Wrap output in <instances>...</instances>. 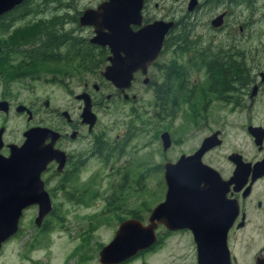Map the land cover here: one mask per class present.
Returning a JSON list of instances; mask_svg holds the SVG:
<instances>
[{
  "label": "flooded vegetation",
  "instance_id": "obj_1",
  "mask_svg": "<svg viewBox=\"0 0 264 264\" xmlns=\"http://www.w3.org/2000/svg\"><path fill=\"white\" fill-rule=\"evenodd\" d=\"M23 1L24 0L13 6L10 10L20 6ZM101 1L103 0H98L94 5L83 6L81 10L75 13L76 17L73 23H77L79 26L78 17L82 10L85 8H95ZM167 1H169V4H166ZM49 5L52 6L49 7ZM49 5H47L46 9L34 6L36 7L34 11H30L29 15L19 19V23L17 24L24 22H41L49 18L51 19V16L55 13L54 9H65L62 15H69L66 11L69 9L68 6H60V3H51ZM40 6L46 7L44 4ZM140 15L141 25L150 23L154 20L171 22V25L163 35L161 47L156 57L145 66L144 72L140 69L135 70L132 73L129 86L122 91L106 81L100 74L104 66L108 63L106 60L108 49L105 46L101 47L91 43L89 38L92 35L85 37L95 51H106L102 69H99L97 72L104 81L112 86L114 91L113 94L116 98L121 97V99L125 101H135L136 96L134 94L129 96L126 91L131 88L133 82H137L139 79L144 86L151 89L154 88L153 104L155 105L156 102H158V105L162 108L161 110L164 113L168 107L167 113L178 106V97L175 94L177 88L180 89V91H186L185 97H189L190 93L195 89V91H197L196 93L202 94L200 95L203 101L201 106L202 109L205 108L212 100L210 95H214L211 91L213 85H215V79L213 77L214 72L218 74V71H214L211 64L214 63L215 65H219L218 69L220 72H226L228 70L227 65L230 62L241 65L242 68L244 65L242 61V58L244 59L243 54L247 52L246 49L242 51L236 50V46L240 43L250 41L252 35H259L260 38L264 37V31L262 32L261 30L258 32L254 31L255 33L252 34V27L255 24L258 23L264 26V0H142ZM255 16L257 18H255ZM69 17H64L66 21H63L62 27H65L71 22ZM51 24L52 22L50 25ZM131 27L136 29L138 26L132 25ZM10 28L8 29L10 30ZM11 31L12 30H10V32ZM215 32H221L219 34L220 36H217ZM216 36L221 38L232 37L234 39V45L227 50L223 48H218L217 51L213 50V48L216 47L213 42ZM35 37L36 36L33 38ZM1 38L3 39L0 41V81L3 86L5 84L7 86V84H9L8 82L25 76V74L29 75L30 78L34 77L32 79H36L38 77V71H50L53 68V45L49 42V37H46L47 42L44 46H40L38 41H35L33 45L30 46L26 44L22 45L21 49L15 52H11L10 50V47L15 46L12 43H16L18 40L22 41L23 39H27V37L21 38L20 35L18 37L16 35H1ZM12 39H14V41H12ZM260 40L261 39L258 41ZM63 46L65 47L64 43ZM41 47L44 52L41 50ZM64 47L59 48L61 51H64ZM38 48H40L42 53L37 51ZM230 49L233 52L228 51ZM59 52L60 51H58V54H60ZM162 54H164V56H162ZM230 56H232V58H239V61L236 62L231 60ZM162 57L163 59L160 60ZM59 61L61 62V60ZM63 64L65 65V62H63ZM153 66H155L159 72L158 75L160 74L159 83H157L154 78L150 79L148 76V72ZM216 79L217 83H220L222 80H220L219 77H216ZM262 79H264V76ZM203 85L205 88L202 87ZM83 86V90L78 94H85L87 96L90 111L95 116L93 124L89 126L87 123L82 122L80 114L84 106V99L76 98L75 96L78 95L76 94L73 98L81 102V108L78 114L79 119L73 118L69 112L62 110L59 114L63 117V124L55 125L54 128L47 127L57 132L53 147L63 152V159L60 167H58V162L55 161V159H51L46 163L45 168L39 175L43 184V189L47 193L50 203L51 199H54L58 193H61L63 197L68 199H73L76 193H81L80 190L76 189L68 191L67 185L69 181H71L73 172L77 170L87 157L91 155L101 157L102 152L106 153V155L109 152H115L118 155L124 151L129 139L127 137L129 134L127 132H122L116 136L117 139H112V146L109 148L105 141L102 142V144H104L102 147L101 145L96 146L92 140L90 141V139H88V148L84 150L85 141L90 135L89 133L92 131L97 119L92 109L94 106V99L102 95L100 96L101 89L98 84H91L92 92L87 90L88 85L84 84ZM253 86H255L254 94L259 89L258 83H254L253 81L252 87ZM220 88L227 89L228 87L225 84H220ZM249 94L250 93H248V100L251 104L253 97L251 96L250 98ZM227 96L228 95L225 96L228 98L227 100H223V97L220 98L223 102H235L230 100V96ZM215 97L220 99L218 95H215ZM104 98L110 100L112 95L106 94ZM0 101L5 102L4 108L6 111H0L4 117H7L10 112L14 111L18 115L25 114L26 120L31 121L33 114H36V109H34L36 104H22V102L17 101L10 94L2 95ZM43 102H46L47 106V100H43L42 104ZM43 106L46 107L44 104ZM62 112H64V115ZM55 113L57 114V112ZM253 126L260 127L259 130H257L259 137L255 139L256 141L258 140V142H255L254 137L248 133L247 130L246 132L252 139L256 149L255 153L250 157H244L239 152H230L238 153L241 156V160L244 163H248L245 173L241 172V178L230 180L235 167V165L228 160L227 156L230 153L226 155L228 163L223 169L216 168L204 162L205 155L214 147L221 144V138L219 136L221 131L218 129L203 136L192 151L185 153L180 152L174 156V158L165 157L163 159L159 166L161 176L156 185V187H158L156 200L155 197H153L151 205H148L146 209L140 212L133 209L129 213H126L125 219H135L143 225L148 224V218L154 207L158 204H163V207H165L168 193L171 194V196H175V193H171L176 192L174 187L168 189V182L164 178V163H174L181 154H191L197 149L204 137L217 131L216 136L220 140L219 144L206 150L201 155V160L204 164L217 171L219 180H197L196 186H192L191 189L185 187L179 188L178 190H187V192H191L190 204H170L168 205L170 210L169 213L170 215L174 214L177 207L179 212L185 210V214H189L188 219L184 222L164 220L155 223L153 227L155 240L146 248L136 251L128 259L117 264H149L150 259L147 258L156 253L162 256V264H264V172L257 175L258 173L256 171L253 173L251 170L253 164L264 158V122ZM0 128L2 129L0 136V155L7 156L9 153L7 145H20L24 140L23 133L28 128L20 132L21 138L17 142L4 141L2 136L4 127L1 126ZM246 128L247 126L245 129ZM163 131H166L169 136L168 145L164 149L159 139L161 152L164 156V153L169 151L176 141H174L168 130ZM161 132H159V134ZM126 133L127 136H125ZM48 141L49 139L44 140L45 143ZM54 179H56L57 182L53 181ZM52 181L55 183L53 187L51 189H46V186ZM216 183L217 185L214 186ZM178 184L180 186L183 182L173 181L171 185ZM143 190L144 188L142 191ZM232 206H234V208L231 212L230 209ZM32 207L36 208V205L33 204L25 207L21 215L23 211ZM51 210L52 205L48 213H50ZM42 222L43 218L39 227Z\"/></svg>",
  "mask_w": 264,
  "mask_h": 264
},
{
  "label": "rangeland",
  "instance_id": "obj_2",
  "mask_svg": "<svg viewBox=\"0 0 264 264\" xmlns=\"http://www.w3.org/2000/svg\"><path fill=\"white\" fill-rule=\"evenodd\" d=\"M54 2L60 3V6H68L66 11L76 17L75 13L83 6L94 5L98 0ZM64 11L65 9H61L55 13L62 15ZM65 28L74 37L92 35L90 27H80L77 23H69ZM252 30V34L260 30L263 32L264 26L257 23ZM215 33L220 36L221 32ZM217 36L213 41L216 46L213 50H227L234 45L232 37ZM259 39L261 40L258 41ZM238 46L236 50L246 49L247 52L242 58L244 78L247 81L244 89L218 95H228L234 103L223 102L221 98L210 95L212 100L203 109L200 97L202 94L196 93L194 89L190 93L193 98L186 103V91L183 90L178 106L167 113L168 107L164 113L158 102L153 104L154 88L144 86L139 79L126 91L129 96L134 94L136 100L125 101L114 96L112 86L99 73L69 75L62 71L66 69L63 63L57 64L62 69L53 67L50 71H38L36 79L25 74L11 80L5 87L0 81V98L10 94L22 104H36V114H33L31 121L26 120L25 114L18 115L14 111L7 117L0 113V127H4L2 136L6 142H17L21 138L20 132L30 126L54 128L55 125L63 124V117L59 114L62 110L79 119L81 102L73 96L83 90L84 84L92 92L93 83L99 85L102 96L94 99L92 109L97 119L85 141L84 150L88 148V139L102 147V142L105 141L109 148L117 135L122 132L129 134L125 135L129 139L122 153L117 155L109 152L106 155L102 152L101 157L91 155L81 163L67 185L68 191L76 189L81 193L75 192L73 199L58 193L51 199L52 210L43 217V225L37 227L34 224L35 207L23 211L18 220L17 231L1 244L0 264H97L100 247L110 240L118 222L126 218V213L133 209L140 212L151 205L153 197L156 200V185L161 176L159 166L163 159L174 158L180 152L192 151L203 136L215 129L221 131V144L205 155L204 162L223 169L228 163L226 155L232 151L239 152L244 157L252 156L256 149L245 127L264 122V37L252 35L250 41ZM228 51L233 52L231 49ZM230 57L233 61H239V58ZM162 59L163 57L160 60ZM158 73L153 66L148 76L159 83ZM216 80L213 87L220 89V83ZM253 81L258 83L259 89L252 95L250 104L248 93ZM202 87L205 88L204 85ZM233 87L238 88L237 84ZM106 94H111L112 98L106 100ZM43 100L48 102L46 107L42 104ZM163 130H168L176 141L164 156L158 138L159 132ZM53 181L57 182L56 179ZM53 181L46 189L53 187ZM147 259H150L149 264H162L159 253Z\"/></svg>",
  "mask_w": 264,
  "mask_h": 264
},
{
  "label": "water",
  "instance_id": "obj_3",
  "mask_svg": "<svg viewBox=\"0 0 264 264\" xmlns=\"http://www.w3.org/2000/svg\"><path fill=\"white\" fill-rule=\"evenodd\" d=\"M21 1L0 0V15ZM141 3L142 0H103L95 8L82 10L78 17L79 26H88L92 30L89 41L108 49V63L100 74L121 91L129 86L135 70L144 72L145 66L156 57L163 35L171 25V22L161 20L141 25ZM132 25L138 27L133 29ZM251 89L250 98L255 86ZM75 97L84 99L80 117L82 122L91 126L95 116L90 111L87 96L78 94ZM4 104L5 102L0 101V111L5 110ZM43 104L46 106V102ZM259 128L248 125L246 130L255 140L259 137ZM1 131L0 128V136ZM216 134L217 131H214L204 137L191 154H181L174 163H164V178L168 182V189L174 187L176 192L171 193H175V196L168 193L166 206L156 205L146 225L135 219L120 221L110 240L100 247L97 264H117L136 251L146 248L155 240L153 227L157 222H184L188 219L189 214H185V210L179 212L177 207L176 212L170 215L168 205L190 204L191 192L178 190L179 188L191 189L196 186L197 180H219L217 171L201 160V155L206 150L219 144ZM23 136L24 140L20 145H7V156L0 155V247L17 231L18 220L25 207L36 205L34 223L36 226L40 225L42 218L50 211L51 203L39 175L51 159L58 162V167L62 164L63 152L53 147L57 132L43 126H32L26 129ZM45 139L49 141L45 143ZM159 139L164 149L169 141L167 132H161ZM227 157L235 165L230 180L241 178V172L245 173L248 163H244L238 153H230ZM251 170L253 173L256 171L257 175L263 173L264 158L253 164ZM173 181L183 184L171 185ZM216 185L217 183L214 186ZM233 208L234 206L231 207V212Z\"/></svg>",
  "mask_w": 264,
  "mask_h": 264
},
{
  "label": "trees",
  "instance_id": "obj_4",
  "mask_svg": "<svg viewBox=\"0 0 264 264\" xmlns=\"http://www.w3.org/2000/svg\"><path fill=\"white\" fill-rule=\"evenodd\" d=\"M54 1L55 0H24L20 6L15 7L12 10H8L3 14H1L0 41L1 39H3L1 38V35H5V36L16 35L17 37L20 35L21 38L27 37V39H23L22 41L18 40L16 41V43H12L15 46L10 47L11 48L10 50L11 52H15L17 50H20L22 45L26 44L30 46L33 45L35 41H38L40 46H44V44L47 42L46 37H49L50 38L49 42H51L53 45L52 61L55 64L53 66L54 69L61 68L57 66V63L65 62L64 66L66 69L62 71L69 75L78 76L80 73H86V74H93V72L98 73L97 71L99 69H102V64L104 61L106 51L105 50L99 52L97 50L95 51L94 48L90 46V44L88 43L85 36L74 37V34L69 29L62 27L63 21H66L64 17L68 18L69 15L67 14L56 15L54 13L53 16H51L52 18L51 19L49 18L50 20L47 19L41 22H31V23L24 22L21 24H17L19 23L18 22L19 19L29 15L30 11H34L36 7L46 9L47 5L51 3L57 4ZM42 4L46 5V7H41L40 5ZM60 10L61 9L58 10L54 9V12L55 11L59 12ZM69 19L71 21L70 23H73L75 17L70 15ZM51 22L52 24L50 25ZM8 28H10V30L12 31L10 32ZM34 36L36 37L33 38ZM12 41H14V39H12ZM63 43L65 44V47L63 46ZM61 46L65 48L64 51H61L60 48H63ZM41 50H43L42 47ZM37 51L42 53L40 51V48H38ZM58 51H60L59 53L62 52L63 53L60 55L58 54ZM59 60H61V62ZM211 66L213 67L214 71L215 70L218 71V74L214 72V77L215 78L219 77L220 80L222 79L220 81V84H225L228 87L227 89L226 88L217 89L213 87L211 91L214 95H219V94L221 95L224 93H236L237 91H242L244 89L243 86L246 85L247 81L244 78L245 72L243 68H241V65L230 62L227 65L228 70L226 72L223 71L220 72V70L218 69L219 65H215L214 63H212ZM235 84H237L238 87L237 89H234L233 87V85ZM175 94L179 99L180 95L182 94V90L180 91V89L177 88ZM192 95L193 94H190L189 97H186L185 101L187 103L188 101L190 102L189 99L193 98L191 97ZM227 99L228 98H226L225 96L223 97V100H227Z\"/></svg>",
  "mask_w": 264,
  "mask_h": 264
}]
</instances>
